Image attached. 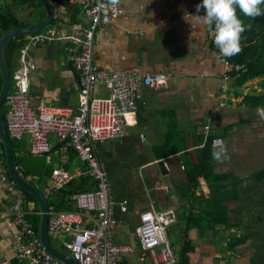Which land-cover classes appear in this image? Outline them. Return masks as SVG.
I'll list each match as a JSON object with an SVG mask.
<instances>
[{
  "label": "crops",
  "instance_id": "crops-1",
  "mask_svg": "<svg viewBox=\"0 0 264 264\" xmlns=\"http://www.w3.org/2000/svg\"><path fill=\"white\" fill-rule=\"evenodd\" d=\"M195 6V0H120L121 13L98 32L93 53L100 68L136 67L143 73L165 72L170 76L166 88L139 87L138 108L129 115L130 127L125 135L94 145L111 188L114 242L130 250L119 264H152L139 249L134 234L139 213L151 207L159 213H173L169 226L177 229L178 251L174 253L179 258L185 241L192 247L185 264H264V173L250 178L264 170V120L256 113L257 107L264 104L248 106L242 102L246 94H260L264 88L259 84L261 78L241 86L235 81L225 82L227 64L220 52L210 47L206 27L195 26L194 15L204 14L197 13ZM17 11L19 15L24 13L23 9ZM55 12L60 37L29 53L35 64L30 74V101L76 110L78 80L66 50L71 44L67 35L74 23L69 22L71 16L64 5ZM80 18L86 22L81 14ZM224 82L227 88L223 92ZM107 93L108 89L98 84L94 88L97 97L93 98L106 97ZM200 134L212 135L214 141H223L227 146L231 158L216 162V173H229L239 179L213 198L205 181L193 189L186 181L185 158L195 162ZM166 140L170 145L165 150L180 145L184 149L160 160L153 158L152 153H157L155 149ZM29 142L27 135L15 142L16 167L45 196L48 169L66 160L71 173L83 170L76 155L70 158L69 149L53 136L49 155H31ZM133 179H138L137 186ZM10 203L5 184L0 181V208ZM207 207H211L210 214L204 210ZM222 219L225 223H218ZM238 238L243 242L229 247ZM13 244L9 229L0 221V258L15 261Z\"/></svg>",
  "mask_w": 264,
  "mask_h": 264
},
{
  "label": "built area",
  "instance_id": "built-area-1",
  "mask_svg": "<svg viewBox=\"0 0 264 264\" xmlns=\"http://www.w3.org/2000/svg\"><path fill=\"white\" fill-rule=\"evenodd\" d=\"M195 1L196 5L202 3V0ZM67 3L79 4L81 15L86 18V22L74 23L67 35L71 42L66 48L67 59L78 74V108L73 110L63 105L47 106L30 101V74L35 64L29 53L33 48L60 37V22L56 21L36 33L23 34L19 40V62L3 102L4 122L11 141L19 142L25 135L29 137L31 155L51 154V136L58 144L75 152L83 170L71 173L65 166L66 160H62L46 179L50 189L59 191L77 177L88 178L92 183V190L75 195V211H50L47 225L50 242L58 243L60 249H56L70 255L77 264H119L122 255L130 250L114 242L111 188L94 145L125 135L130 127L129 115L135 114L138 108L139 87L166 88L170 76L165 72L143 73L136 67L100 68L93 53L99 40L98 32L121 13L119 5L112 8L107 5V0H67ZM101 3L106 6L98 7ZM204 11L201 8L199 13ZM205 33L208 40L213 37L207 28ZM221 60L227 64L223 75L225 82L235 81L245 71L243 64H231L222 56ZM225 82L223 92L227 88ZM98 84L107 88L108 93L106 97L95 99L94 88ZM208 129L205 127L204 132L207 133ZM139 138L143 139V134H139ZM0 181L5 184L11 201L1 205L0 221L9 229L15 258V261L0 258V264H65L41 246L24 209L23 191L7 177L3 168L1 149ZM87 216L89 219L85 220ZM173 218L172 212L159 213L152 207L138 215L134 234L139 249L148 255L152 264H179L168 239L167 227Z\"/></svg>",
  "mask_w": 264,
  "mask_h": 264
},
{
  "label": "trees",
  "instance_id": "trees-1",
  "mask_svg": "<svg viewBox=\"0 0 264 264\" xmlns=\"http://www.w3.org/2000/svg\"><path fill=\"white\" fill-rule=\"evenodd\" d=\"M54 10L60 5H64L65 8L70 13L71 18L69 19L70 23H81L83 19L80 18L81 6L79 4H67V0H49ZM15 8L20 7L23 9L24 13L22 15L17 14ZM264 8V5L261 6ZM238 16L243 20L244 24L250 25L243 34L241 38L242 51L240 54L233 57L227 58L228 62L231 64H243L245 66V71L235 80L236 86H241L244 82L254 79L261 78L259 84L264 88V15L256 17L255 19L249 18L243 15L237 9ZM45 15L44 7L37 0H0V35L7 31L18 27H28L34 24L36 21L43 18ZM58 16H55L52 22L58 21ZM23 35L16 36L15 38L10 39L6 42L3 47L2 54L7 65V68L11 75V82L13 75L15 73V68L18 65L20 58V43L19 40L22 39ZM209 45L213 50L219 52V49L214 43V38L209 39ZM77 74V73H76ZM78 80V74L76 75ZM1 77V75H0ZM2 79L0 78V88H1ZM243 104L248 106H257L264 104V91L260 94H246L242 99ZM3 114L5 115V108L3 107ZM214 142V137L212 135L198 136V141L196 145L199 147L195 150V162L191 163L188 158L186 160V175L187 182L189 183V189H193L199 186L200 181L203 180L206 182L210 193L209 197L213 198L218 193L227 191L229 184H236L239 179L229 173L218 174L215 171L216 161L212 159V145ZM13 149L15 147V141H12ZM170 145V141L166 140L163 144L155 149L157 153H152L153 158L162 159L174 154L172 152H178L181 149H184V145H180L173 149L165 150ZM0 149L2 151L3 167L6 172L7 177L9 175L6 171L5 164V155H4V146L3 142L0 141ZM160 150H163V153H159ZM70 158L75 156V152L70 150ZM13 158L16 166H18L16 161V156L13 151ZM52 169H48L46 174H50ZM21 175L25 179L23 171H20ZM264 173V170L257 171L254 174L250 175V178L259 177ZM41 180V177L39 178ZM48 191L46 194L48 200L49 210L51 212L59 211H75L74 197L77 193L82 191H89L93 189L92 183L85 177H77L68 183L63 189L59 191H53L47 187ZM25 198V210L28 212V219L30 220L35 233L38 236V228L40 223V214L38 205L35 198L23 192ZM191 197L193 194L191 193ZM212 202V201H210ZM213 205V204H209ZM31 206L33 208H31ZM214 206V205H213ZM210 208H204L205 212L210 214ZM215 208V207H214ZM216 214V212H215ZM223 215H219V218ZM224 217V216H223ZM216 218V217H215ZM215 221V220H214ZM218 222V221H215ZM225 223L224 219L222 222ZM189 228L190 224L187 223ZM194 225H197L195 223ZM243 242V239H233L229 243V247L236 246ZM192 247L190 246L189 241H185L184 246L179 254V264H185L187 262V254L191 251Z\"/></svg>",
  "mask_w": 264,
  "mask_h": 264
},
{
  "label": "clouds",
  "instance_id": "clouds-1",
  "mask_svg": "<svg viewBox=\"0 0 264 264\" xmlns=\"http://www.w3.org/2000/svg\"><path fill=\"white\" fill-rule=\"evenodd\" d=\"M120 0H107V5L116 8ZM264 0H202V3L196 5L197 13L203 8L204 14L194 15L195 26H204L212 34L214 43L219 49L220 55L224 58H230L238 55L242 51V34L251 26L245 25L238 16L237 9L244 16L255 19L264 15ZM106 5H98L104 8ZM191 22V21H190ZM192 27L194 25L191 22ZM257 115L264 120V107H257ZM212 159L218 163L230 160V154L223 141L216 140L212 145Z\"/></svg>",
  "mask_w": 264,
  "mask_h": 264
},
{
  "label": "water",
  "instance_id": "water-1",
  "mask_svg": "<svg viewBox=\"0 0 264 264\" xmlns=\"http://www.w3.org/2000/svg\"><path fill=\"white\" fill-rule=\"evenodd\" d=\"M44 7L45 16L28 27H18L11 30H7L0 35V75L2 79L0 88V137L4 146L5 164L6 171L9 177L14 183L23 191L32 195L38 205L40 214V223L38 228V238L41 246L46 250L47 253L52 255L54 258L60 260L65 264H77V262L68 254L57 250L50 242L48 237V218L50 210L48 206L47 197L37 189L34 185L29 183L23 178L21 173L18 171L15 161L13 158V143L9 138L3 114V102L11 86V75L5 64L2 50L7 41L16 36L36 33L40 31L44 26L51 23L54 19V7L49 0H37Z\"/></svg>",
  "mask_w": 264,
  "mask_h": 264
},
{
  "label": "rangeland",
  "instance_id": "rangeland-1",
  "mask_svg": "<svg viewBox=\"0 0 264 264\" xmlns=\"http://www.w3.org/2000/svg\"><path fill=\"white\" fill-rule=\"evenodd\" d=\"M14 9H15V11L17 12V14H18L17 9L21 10L20 7H18V8H15V7H14ZM96 94H97V93H96ZM96 94H94V97H97ZM45 157H46V156H45ZM133 183H134L135 186H137L138 179H133ZM42 185H43V184H42ZM42 188H43V186H41V189H42ZM137 190H138V189H137ZM167 230H168V239H169V241H170V244H171V246H173L174 252L177 253V251H178V244H177V229H176L175 227H173V226L170 225V226L167 227ZM51 243H52V245H53L55 248L60 249V245H59L58 243H56V242H54V241H52V240H51ZM147 263H149V262L147 261Z\"/></svg>",
  "mask_w": 264,
  "mask_h": 264
}]
</instances>
